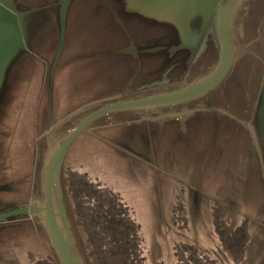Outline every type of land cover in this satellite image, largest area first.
Instances as JSON below:
<instances>
[{"label":"water","instance_id":"95a60500","mask_svg":"<svg viewBox=\"0 0 264 264\" xmlns=\"http://www.w3.org/2000/svg\"><path fill=\"white\" fill-rule=\"evenodd\" d=\"M100 2L104 10L109 12L112 22L110 26L120 29L119 35L123 36L119 43L103 50L106 55L119 59L126 66L125 75L98 93L86 92L82 97L88 95L80 101L82 105L67 110L68 114L53 126L49 127L48 121H43L44 128H41L37 137L38 154L29 186L25 187L20 181L9 183L18 191L28 190L29 196L25 197L22 192L19 196L23 199L15 205L2 202L5 208L0 206V228L32 222L45 235L46 252L33 250L32 264H82L80 259L85 254L82 253L78 239L74 237L76 228L67 206L68 202L72 204L84 235H88L77 209L75 197L78 194L82 198L96 200L95 206L100 209L95 220L99 240L111 238L110 235L118 230L114 223L132 222V227L127 230L134 238L130 236V243L124 241L127 251L125 262L136 252L144 257L142 264H148L143 234L137 219L132 215L135 205L124 195L121 184L102 180L100 175L96 177V174H90L91 171L82 168V162L77 160L79 152L74 154L75 144L81 139L93 141L96 145L104 140L120 159L139 162L146 173L150 172L157 178L160 186L159 179L163 178L166 169L164 161L160 162L154 156L157 149L174 150L193 144L196 138L200 141L206 127H212L209 140L213 149V142H219L218 134L223 127L236 130L244 128L251 156L248 161L258 165L264 172V61L258 97L252 100L248 92L242 97L246 108L243 105L237 106L239 98L236 94L244 89L242 86L233 87L238 79L237 67L242 59L251 54L258 55L245 48L251 47L261 37L254 35L244 41L243 25L241 22L235 23L238 8L241 7L242 14L251 0ZM71 3L73 0H45L43 5L26 9L18 0H0V96L8 84L6 77L11 63L30 50L37 52L29 43L26 29L28 15L33 10L49 7L53 11L58 36L53 63L51 61L54 71L67 48V16ZM131 15L140 18L144 25L151 26V29L146 28L145 33L141 32L143 38L130 30L126 18ZM74 54L80 59L86 57L89 60L96 56L92 49L78 50ZM34 78V75L28 77L31 81ZM242 107L248 112L246 116L240 111ZM4 113L0 112V119ZM46 126L48 130H45ZM122 129L127 134L133 133L140 137V145L137 141L132 143L123 138L107 136L112 133L122 134ZM168 137L163 145L162 140ZM142 145L149 148L153 156H143L139 148ZM73 154L74 159L71 160ZM174 163L185 169L191 178L187 184L192 189L191 200L198 206L200 193L208 194L199 186L196 164L185 157L182 161L174 159ZM141 177L145 178L143 175ZM105 207L108 211H103ZM241 225L243 228H240ZM241 225H236L232 232L238 235L242 230L249 231V224ZM102 227L106 230L103 231ZM220 236L227 250L222 264H242L249 239L243 240L242 259L236 261L235 251L227 236L221 233ZM111 243L108 251L111 249L112 256L124 252L122 242L113 240ZM188 247L196 249L197 245L189 244ZM188 247L184 246V250ZM90 253V257H87L89 264L91 261L94 264V260L95 264H100L98 256H103V253L98 251L94 260ZM189 253L188 249L184 255ZM179 255L177 257L180 259ZM211 260L221 264L217 258Z\"/></svg>","mask_w":264,"mask_h":264},{"label":"rangeland","instance_id":"374dc122","mask_svg":"<svg viewBox=\"0 0 264 264\" xmlns=\"http://www.w3.org/2000/svg\"><path fill=\"white\" fill-rule=\"evenodd\" d=\"M18 1L28 9L34 5H43L45 0ZM113 4L115 5L114 2ZM240 8L237 10L235 23H242L244 41L254 35L261 37L251 44L252 48H245L258 55L251 54L252 56L242 59L237 67V82L233 85L244 89L242 94H236L239 98L237 106L243 105L246 108L244 99L242 100L246 92L251 95L252 100L259 93L264 61V0H251L242 14ZM28 16L26 29L29 43L37 52L30 50L11 63L6 77L8 84L4 94L0 96V112H5L0 119V206L3 208L5 206L2 202L13 206L23 199L19 196L23 191L11 187L10 181H20L28 187L32 180L31 174L38 154L37 137L44 128L43 121H48L49 127L53 126L68 114L67 110L82 105L80 101L88 95L82 97L86 92L98 93L105 86L115 84L124 77L126 70L119 59L106 55L103 50L119 43L123 36L119 35L120 29L110 26L112 22L109 12L104 10L100 0H73L70 4L67 48L53 72L52 63L58 42L53 11L46 7L33 10ZM126 20L135 35L142 37L146 28L151 29V26L144 25L134 15ZM90 49L96 52L91 60L86 57L80 59L74 54L78 50ZM31 75L36 76L33 81L28 79ZM17 77L19 79H15ZM245 108L240 110L244 116L248 113ZM45 130H48L47 126ZM123 132L107 136L123 138L132 143L137 141L140 145V137L133 133L127 134L124 130ZM211 133L212 127H206L200 141L196 138L193 144L178 149L162 148L163 150L155 151L156 160L164 161L166 169L163 178L159 179L160 186L157 178L150 172L146 173L139 162L120 159L104 140H101L100 145L82 139L75 144L74 154L79 152L77 160L82 162V168L91 171L90 174H96V177L100 175L102 180L121 184L124 195L135 205L132 215L137 219L143 234L148 264H216L211 258H217L222 264L227 250L220 233L227 236L235 251L236 261L242 259L243 240L248 238L242 264H264L263 169L248 161L251 156L244 128L236 130L223 127L218 134L219 142L212 140L215 146L213 149L209 140ZM168 139L169 137L163 139L162 144ZM260 145L261 143L259 147ZM120 148H123L122 145ZM139 148L143 156H153L145 145ZM74 154L71 160L74 159ZM184 157L196 164L199 186L208 194L200 193L198 206L191 200L192 189L187 184L191 178L185 169L174 163V159L182 161ZM181 165L184 166L185 163L182 162ZM23 193L25 197L29 196L28 190ZM75 200L81 213L80 220L89 232L84 235L72 204L68 202L70 218L76 228L74 237L78 239L82 253L85 254L80 259L82 264H89L88 252H91L94 260L98 251L103 253V256H98L100 264L143 263L144 257L136 252L125 262L127 251L124 241L131 242L132 235L128 230L132 227V222L114 223L118 230L110 235L111 238L99 240L95 220L100 209L95 206L96 200L82 198L79 194ZM103 211H108V208L105 207ZM241 224H249L250 232L245 229L246 232L242 230L238 235L233 233L235 226ZM38 229L32 222L0 228V264H32L33 252L35 253L33 250L45 253L46 237ZM117 232L120 234H116ZM138 239L140 241L141 236ZM113 240L122 242L125 248L124 252L117 253L115 257L112 256L111 249L108 251ZM189 244H196V249L188 247ZM184 246L188 248L184 250ZM188 249L191 253L184 255ZM75 251L79 256L77 248ZM178 253L180 259L177 257ZM95 262L96 260L94 264ZM90 264H93L92 261Z\"/></svg>","mask_w":264,"mask_h":264}]
</instances>
